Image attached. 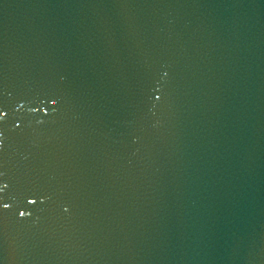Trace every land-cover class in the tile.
<instances>
[{
  "label": "water",
  "instance_id": "95a60500",
  "mask_svg": "<svg viewBox=\"0 0 264 264\" xmlns=\"http://www.w3.org/2000/svg\"><path fill=\"white\" fill-rule=\"evenodd\" d=\"M0 264H264V0H0Z\"/></svg>",
  "mask_w": 264,
  "mask_h": 264
},
{
  "label": "snow or ice",
  "instance_id": "6c2138e0",
  "mask_svg": "<svg viewBox=\"0 0 264 264\" xmlns=\"http://www.w3.org/2000/svg\"><path fill=\"white\" fill-rule=\"evenodd\" d=\"M21 215H23V213H21Z\"/></svg>",
  "mask_w": 264,
  "mask_h": 264
}]
</instances>
